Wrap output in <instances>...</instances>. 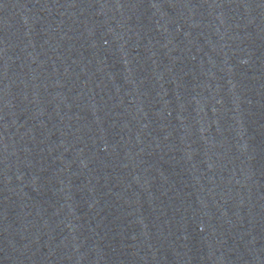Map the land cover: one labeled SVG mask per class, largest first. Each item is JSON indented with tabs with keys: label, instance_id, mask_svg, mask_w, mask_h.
I'll list each match as a JSON object with an SVG mask.
<instances>
[{
	"label": "water",
	"instance_id": "obj_1",
	"mask_svg": "<svg viewBox=\"0 0 264 264\" xmlns=\"http://www.w3.org/2000/svg\"><path fill=\"white\" fill-rule=\"evenodd\" d=\"M0 264H242L116 0H0Z\"/></svg>",
	"mask_w": 264,
	"mask_h": 264
}]
</instances>
